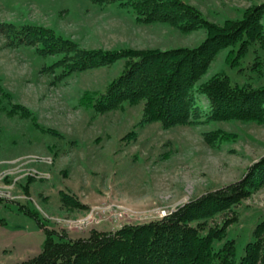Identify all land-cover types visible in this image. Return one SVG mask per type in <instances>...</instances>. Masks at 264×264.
I'll return each instance as SVG.
<instances>
[{
  "label": "rangeland",
  "instance_id": "374dc122",
  "mask_svg": "<svg viewBox=\"0 0 264 264\" xmlns=\"http://www.w3.org/2000/svg\"><path fill=\"white\" fill-rule=\"evenodd\" d=\"M187 1L217 22L238 17L247 6L264 2ZM135 15L131 6L118 1L0 0L1 27L3 23L16 28L44 25L87 48L194 46L206 36L204 28L182 32L168 23L139 22ZM11 35L0 29V193L14 196L0 201V264H15L32 256L44 239L36 218L21 209L20 203L37 212L49 227L69 236L88 234L90 228L115 229L125 222L159 218L193 197L235 181L264 155V122L212 120L168 127L159 121L138 123L142 102L96 113L80 100L82 92L87 89L99 95L122 72L124 58L62 75L63 68L55 64L62 53H40L35 45L18 43ZM227 48L216 52L199 81L220 71L231 81L242 82L252 75L255 79L248 80L254 79L253 84L264 83V71L256 76L246 68L242 72L230 67L225 61ZM246 64V59L241 62ZM197 98L207 103L204 96ZM14 103L26 106L39 125L56 133L10 111ZM217 127L233 133L234 139L219 145L206 142L203 132ZM35 158L47 162L36 163ZM36 166H44L50 178L33 177L25 192L21 184L31 176L27 171ZM60 189L76 194L88 207L64 205ZM109 203L125 206V217L86 223L94 217L90 207L112 211ZM232 214L237 218L228 236L235 238L239 258L254 225L264 217V185L209 222H220ZM58 219H67L73 227L61 228Z\"/></svg>",
  "mask_w": 264,
  "mask_h": 264
},
{
  "label": "trees",
  "instance_id": "16d2710c",
  "mask_svg": "<svg viewBox=\"0 0 264 264\" xmlns=\"http://www.w3.org/2000/svg\"><path fill=\"white\" fill-rule=\"evenodd\" d=\"M96 1L131 6L139 22L168 23L182 32L204 28L206 36L194 46L107 49L81 46L53 28L35 23L20 28L3 23L6 28L0 25V29L8 36L12 32L18 43L35 45L40 53H62L55 62L63 68L62 75L124 58L122 72L108 81L99 95L87 89L82 92L80 100L90 104L96 113L121 108L124 103L142 102L138 123L159 121L168 127L212 120L264 122V83L253 84L254 76L247 75L246 80L238 82L217 71L199 81L216 52L224 47H228L225 61L230 67L262 75L264 2L247 6L238 17L217 22L187 0ZM245 59L247 64L241 65ZM198 94L206 98V104L198 100ZM9 110L30 117L44 131L56 133L39 125L22 104L14 103ZM203 135L211 145L234 139L233 133L220 127L206 130ZM33 179L29 176L21 184L25 192ZM262 185L264 155L250 164L239 179L193 197L159 218L125 222L109 230L90 228L87 235L74 237L49 227L37 212L20 203L21 209L36 218L44 239L38 252L15 264H264V217L254 225L239 258L236 240L228 236L236 215H226L214 224L209 222ZM59 195L66 206L88 207L74 193L60 189Z\"/></svg>",
  "mask_w": 264,
  "mask_h": 264
},
{
  "label": "built area",
  "instance_id": "2783aa9c",
  "mask_svg": "<svg viewBox=\"0 0 264 264\" xmlns=\"http://www.w3.org/2000/svg\"><path fill=\"white\" fill-rule=\"evenodd\" d=\"M47 157V161H50L51 160V155H46ZM47 161H44L43 159H38V158H35V162L36 163H43L45 164V162ZM35 166V165H34ZM37 167V166H36ZM25 175V174H24ZM26 175H31L32 177H37V178H48L50 176V172L45 170V169H42L40 167H37L36 169L33 168V169H29L26 173ZM16 180H13L10 182V184H14ZM0 196H4V197H14L13 195H10L8 193H0ZM108 208L111 209L112 211L110 210H104L100 207H97L96 206H92L90 207L89 211H93V218H89L87 222L89 223H93V224H97L99 222H101L103 219L107 218V219H110L112 221H116L118 219H121L123 217H125V213L123 211H125L123 208H126L125 206L123 205H119V204H116V203H109L108 205ZM58 222H60V226L62 227H66V228H71L73 226H71V224L69 223V221L67 219H62V220H57ZM56 221V222H57ZM84 221V220H83ZM85 222V221H84ZM79 228L83 227L81 226V224H79Z\"/></svg>",
  "mask_w": 264,
  "mask_h": 264
},
{
  "label": "crops",
  "instance_id": "0c3cea01",
  "mask_svg": "<svg viewBox=\"0 0 264 264\" xmlns=\"http://www.w3.org/2000/svg\"><path fill=\"white\" fill-rule=\"evenodd\" d=\"M79 235H87V234H84V233H83V234H79ZM76 236H77V235H76ZM72 237H74V236H72Z\"/></svg>",
  "mask_w": 264,
  "mask_h": 264
}]
</instances>
